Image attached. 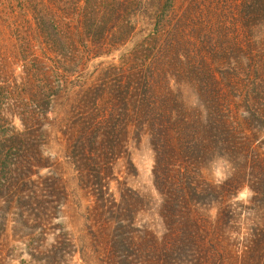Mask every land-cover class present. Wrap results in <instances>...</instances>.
<instances>
[{"label":"trees","instance_id":"obj_1","mask_svg":"<svg viewBox=\"0 0 264 264\" xmlns=\"http://www.w3.org/2000/svg\"><path fill=\"white\" fill-rule=\"evenodd\" d=\"M78 1L65 25L55 21L52 3L39 0V45L58 73L81 51L92 58L112 56L115 46L132 38L137 16L146 26L145 35L136 36L119 55V63L101 71L78 95L75 115L62 130L78 187L91 201L86 220L103 264H264V197L255 198L257 213L241 253L228 249L241 215L236 207L243 208L234 199L249 187L254 133L264 125V0ZM223 6L232 11L231 22ZM223 15L229 26L218 18L213 27V18ZM212 29L220 38L232 33L249 40L257 53L250 64L252 83L236 70H214L196 60ZM226 53H221L224 61L229 60ZM60 76L63 93L55 96L67 97V79ZM46 89L39 93V88L25 87L20 102L6 97L15 106L0 103V238L9 216L15 227L19 212L39 222L53 199L63 195L60 179L46 178L53 191L49 198L39 195V184L32 180L46 168L34 129L39 96L47 100L41 114L51 110ZM23 106L28 109L20 115ZM16 118L21 130L13 125ZM145 139L153 154L155 227L140 220L148 197L125 180L137 176L129 144ZM258 162L262 166L264 159Z\"/></svg>","mask_w":264,"mask_h":264},{"label":"rangeland","instance_id":"obj_2","mask_svg":"<svg viewBox=\"0 0 264 264\" xmlns=\"http://www.w3.org/2000/svg\"><path fill=\"white\" fill-rule=\"evenodd\" d=\"M47 2L52 3L51 6L55 9L53 12L55 21L68 25L69 17L79 1L47 0ZM223 8H228L226 19L232 20L233 13L230 8L227 6ZM218 18L223 19L221 24L229 26L224 21L223 15L213 18L211 21L213 27H218L220 23ZM136 19L139 23L130 36L134 39L131 38L125 45L115 46V53L112 56L92 58L85 56L81 51L77 61L71 59L62 66L61 73H58L39 45V0H0V87L4 88L0 94V103L2 102L3 107L8 106L5 105L6 103L15 106L13 100L9 98L12 97L20 102L18 95L25 87L39 88V93L43 88L48 87L47 95L53 100L50 104L51 110L46 116L41 114L47 107V100L44 102L39 96V109H37L39 125L34 127L39 133V149L43 157L47 158V161L41 163L46 168L39 170V174L34 175L32 180L39 184V195L46 198L53 194L52 189L47 187L50 184L46 179L48 177L60 179L63 190L60 200L53 199L45 214L39 215V222L34 220L35 217L31 215L28 217L26 214L22 215L23 212H19L20 223L15 227L13 222L15 218L8 217L5 221L6 225L3 226L5 231L0 238V264H103L104 255L97 251L86 220V211L91 201L78 187L74 167L66 156L67 144L62 130L67 120L75 115V112H72V105L78 95L95 83L101 71L119 63V55L132 47L136 36L145 35L146 26L142 23L144 21L138 16ZM213 30L215 29H212L211 35L203 41L207 48L201 55H196V60H203L214 70H236L239 76L245 78L247 84L252 83L250 64L251 59L257 58L255 55L257 53L248 47L249 40L244 34L235 36L232 33L228 38L227 36L220 38ZM263 37L264 35H260V38ZM259 40L256 39L257 42ZM222 51H227L228 61L223 60ZM190 57L193 58L192 52ZM60 74L67 79L69 87L67 97L55 96L56 91L63 93L59 92ZM245 75L247 77L249 75V79H246ZM8 91L10 93L5 94ZM23 103H27L26 100ZM26 108L28 109L26 106L17 108V112L22 115ZM13 125L17 130L22 129L18 118L14 120ZM259 129L254 133L256 137L253 140L254 151L251 155L255 158V163L247 170L249 171L247 184L250 188L245 187L234 199V202L242 204L244 208L241 210L236 207L241 211V215L233 226L234 233L231 235V245L228 247L237 254L241 253V242L247 233L250 220L257 213L255 211L258 203L255 198L264 197V164L258 166V157L264 159V125L259 126ZM129 154L130 160L137 169V176H130L125 180L129 186L140 190L148 197L150 204L141 214L140 220L141 224L153 227L158 223L153 206L157 196L152 181L153 154L147 140L130 143ZM123 164H126L125 159L119 162V165L123 166ZM125 177V174L119 175L121 181ZM215 177L220 179L221 176L215 174ZM257 181L260 186H257ZM111 188L113 192L116 191L115 182L112 183ZM246 208L245 216L243 211L245 212ZM210 214H214L213 211ZM246 217L248 220L244 224ZM1 221L2 213H0Z\"/></svg>","mask_w":264,"mask_h":264}]
</instances>
